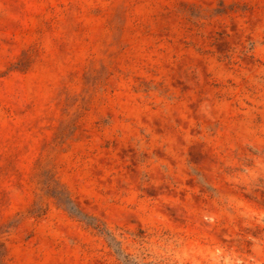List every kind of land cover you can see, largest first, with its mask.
I'll return each mask as SVG.
<instances>
[{
	"label": "rangeland",
	"instance_id": "rangeland-1",
	"mask_svg": "<svg viewBox=\"0 0 264 264\" xmlns=\"http://www.w3.org/2000/svg\"><path fill=\"white\" fill-rule=\"evenodd\" d=\"M0 264H264V0H0Z\"/></svg>",
	"mask_w": 264,
	"mask_h": 264
}]
</instances>
